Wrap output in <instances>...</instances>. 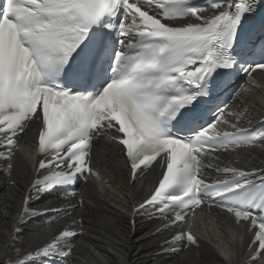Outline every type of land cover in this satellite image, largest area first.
I'll list each match as a JSON object with an SVG mask.
<instances>
[{
	"label": "snow or ice",
	"instance_id": "1",
	"mask_svg": "<svg viewBox=\"0 0 264 264\" xmlns=\"http://www.w3.org/2000/svg\"><path fill=\"white\" fill-rule=\"evenodd\" d=\"M258 7L255 0H215L206 14L192 0H0V158L12 159L31 123L44 157L25 205L31 191L98 176L93 142L107 135L120 147L133 181L145 169L160 170L154 191L132 207L133 225L149 208L159 215L174 211L172 227L186 222L189 209L215 205L238 224L258 229L251 257L258 259L264 253V177L259 187L249 179L255 170L225 167L217 169L224 179L209 183L204 177L211 167L206 157L247 138L246 129L224 119H240L225 111L227 105L217 107L211 122L204 106L232 70L249 77L264 72V19L241 42L245 55L260 60L241 63L234 47ZM220 124L233 131H219ZM82 233V227L59 231L29 256L61 254V242ZM185 241L196 245L197 237L180 231L171 238L173 245ZM72 250L66 247L63 255Z\"/></svg>",
	"mask_w": 264,
	"mask_h": 264
},
{
	"label": "bare ground",
	"instance_id": "2",
	"mask_svg": "<svg viewBox=\"0 0 264 264\" xmlns=\"http://www.w3.org/2000/svg\"><path fill=\"white\" fill-rule=\"evenodd\" d=\"M242 97L243 110L253 112L252 115H264V80L248 84ZM95 158L100 176L110 184L106 192L99 191L95 184H86L82 197L75 201L78 207L69 216L58 218L49 215L40 206L31 208L28 204L26 207L30 209L29 214L23 217V221L20 219L26 208L23 204L24 196L33 179L35 166L31 159L17 155L13 166L7 168V174H3L0 169V264H41L44 256L29 254L51 243L59 231L79 232L81 227V235L61 242L73 249L68 255L73 264L251 263L255 252L252 239L244 244L223 227L215 234L196 231L193 234L197 237L196 245L186 243L180 255L165 258L174 252L167 250L171 243L170 235L157 230L164 223H154L147 220L145 215L137 216L134 225L131 222L132 207L138 202L132 201L130 191H136V197L138 193H144L147 184L130 185L117 144L106 142ZM223 164L226 167L241 165L261 168L264 167V151L256 154L243 153L232 159H225ZM215 165L211 164L212 167ZM81 200L83 204L80 203ZM57 203L63 204L64 201L58 200L54 205ZM73 219H83L84 223L82 226L73 225ZM204 229L207 230L206 227ZM66 247H61L59 252L64 253ZM258 264H264V261Z\"/></svg>",
	"mask_w": 264,
	"mask_h": 264
}]
</instances>
